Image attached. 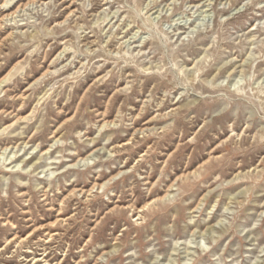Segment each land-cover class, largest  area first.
Returning a JSON list of instances; mask_svg holds the SVG:
<instances>
[{
	"label": "rangeland",
	"instance_id": "obj_1",
	"mask_svg": "<svg viewBox=\"0 0 264 264\" xmlns=\"http://www.w3.org/2000/svg\"><path fill=\"white\" fill-rule=\"evenodd\" d=\"M63 1L0 20V264H264V0Z\"/></svg>",
	"mask_w": 264,
	"mask_h": 264
},
{
	"label": "bare ground",
	"instance_id": "obj_2",
	"mask_svg": "<svg viewBox=\"0 0 264 264\" xmlns=\"http://www.w3.org/2000/svg\"><path fill=\"white\" fill-rule=\"evenodd\" d=\"M11 1H13V0H4V3L1 5L2 6V10H1V12H4L5 14L2 16V18L0 19L1 21L2 20H5V19H8V18H14L15 16V14L18 12V11H20L21 9H24L26 6H28V5H30V4H35V3H38V2H40L41 0H28V1H26L25 3H21V0H17V2H20L19 4H18V6H17V8L15 9V10H13V11H11V8H12V3L10 4V2ZM63 1V0H62ZM64 1H68V0H64ZM63 1V2H64ZM69 1H71V0H69ZM66 9L68 10V14H67V16H69V15H74V10H70L69 9V7H66ZM11 11V12H10ZM15 69V68H14ZM13 76V73H12V70H10L5 76H3L2 78H0V87L2 88V87H4V86H6V83L11 79V77ZM5 149H7V148H4V150ZM2 152V151H1ZM3 153V152H2ZM2 155V154H1ZM7 156V155H6ZM8 157V156H7ZM11 157V156H10ZM90 157V155H87L86 157H83V158H79L78 160H82V162L84 161V162H86L87 160H88V158ZM2 158H4V157H2ZM7 159H9V158H7ZM1 160V159H0ZM4 160V159H3ZM6 160V159H5ZM15 160V159H14ZM7 161V160H6ZM3 163V162H2ZM4 164V163H3ZM10 164V163H9ZM15 166V165H14ZM16 166H17V164H16ZM19 166V165H18ZM8 170V169H7ZM7 170H5V171H7ZM16 170V169H15ZM8 172H10V171H8ZM98 188H101V187H97V189ZM60 215V212H58V214H57V216H59ZM57 218H59V217H57ZM38 224V223H37ZM29 225H32V224H29ZM51 226H54L52 223L50 224V225H40V227H34L33 229H32V231L31 232H29L28 233V235L26 236V237H28V236H30V235H32L33 233H35V232H37V231H39V230H41V229H48V227H51ZM20 232V231H19ZM45 233V232H44ZM46 234H50L49 232L48 233H46ZM50 236V235H49ZM51 238V237H50ZM14 238H11L10 240H13ZM47 239V238H46ZM22 241L23 240H25V238L23 237L22 239H21Z\"/></svg>",
	"mask_w": 264,
	"mask_h": 264
}]
</instances>
